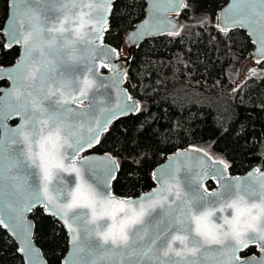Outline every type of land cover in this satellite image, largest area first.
<instances>
[{"label":"snow or ice","instance_id":"snow-or-ice-1","mask_svg":"<svg viewBox=\"0 0 264 264\" xmlns=\"http://www.w3.org/2000/svg\"><path fill=\"white\" fill-rule=\"evenodd\" d=\"M76 2L79 0H11V23L4 30L6 47L20 45L21 55L7 70L12 89L6 95L17 92L10 115L20 116L21 123L14 129L6 128L0 108V188L5 187L7 174L9 218L14 221L19 212L23 222L26 211L43 204L49 214L67 225L73 251L71 264H202L208 245L221 246L219 251L228 254L226 264H264V174H258V170L250 172L241 183L239 179L224 178L223 170L228 165L220 161V190L209 192L202 180L216 171L191 172L183 165L188 157V150H184L153 173L158 188L132 200L111 194L110 182L119 169L111 155L98 158L104 164L100 173L103 180L91 174L90 158L77 159L80 152L100 143V133L107 131V125L118 114L133 109L119 103L101 108L94 96L90 97L95 87V79L90 77H97L99 68L110 67L109 61L97 64V59L104 54L117 56L115 49L103 45L113 0H96V26L88 33L82 31L83 17L79 18V27L72 28L77 21L65 15L69 5L75 10ZM167 3L179 10L184 0ZM234 4L231 24L247 27L251 33L258 31L264 37V0H234ZM32 5L45 7H33L30 12L20 10ZM260 44L264 50V39ZM85 50L91 53L90 58L84 55ZM4 71L0 68V73ZM116 71L123 78L122 70ZM84 100L89 101L88 107H72ZM133 107L139 110L138 105ZM203 157L211 163L206 153ZM63 172L75 173L79 178L67 193L59 180ZM37 177L43 181L42 192L39 180L34 179ZM221 203L235 208L236 215L224 217L222 225H213L210 230L205 225L214 211L208 209L223 211L216 209ZM131 205L137 207L128 214L125 206ZM117 211L124 212L118 223ZM106 216L112 218L111 226L102 223ZM0 223H4L3 219ZM254 243L259 244L261 255L241 260L237 253ZM20 251L31 252L30 242ZM65 264H69L67 258Z\"/></svg>","mask_w":264,"mask_h":264},{"label":"trees","instance_id":"trees-1","mask_svg":"<svg viewBox=\"0 0 264 264\" xmlns=\"http://www.w3.org/2000/svg\"><path fill=\"white\" fill-rule=\"evenodd\" d=\"M226 3L187 0L180 34L149 39L132 51L126 86L140 99V112L114 122L95 149L112 153L120 164L115 193L137 196L152 189L154 168L189 145L225 159L234 174L256 165L264 169V62L252 63L253 45L243 30L221 31L217 15ZM145 6L146 0H117L105 40L122 50ZM8 11L9 0H0V33ZM18 55L19 48H6L0 34V66ZM31 216L48 264H62L65 229L42 208ZM256 251L251 247L244 254ZM0 264H24L1 225Z\"/></svg>","mask_w":264,"mask_h":264},{"label":"water","instance_id":"water-1","mask_svg":"<svg viewBox=\"0 0 264 264\" xmlns=\"http://www.w3.org/2000/svg\"><path fill=\"white\" fill-rule=\"evenodd\" d=\"M117 0H113V3L111 4V12L107 15V24H106V31L103 33V45L105 47H110L112 49L116 50L117 56H109V54H104L102 57L98 58L96 63L99 64L101 60L109 61L110 67L109 68H99V75L97 77H90L95 79V87L90 92V97L95 98L97 104L103 108L105 105L115 106L117 103L119 104H127L130 109L123 115H117L116 118H114L108 125H107V131H102L100 133V142L102 139V136L107 133L110 130L111 125L116 122L117 120L130 116V115H137L140 112L141 109V101L138 97L133 96L132 93L129 91V89L126 86L127 79H128V68H127V62L132 57V51L135 48H139L144 42H146L149 39L158 38L164 35H171V34H180L183 30V23L181 18L179 17V14L184 9L187 0H184V3L179 5V10L175 6H170L167 3V0H146V6H145V14L144 17L135 23L134 27L131 28L127 35H126V44H127V54L121 55V51L116 46L110 44L105 40L106 34L110 30V21L111 16L113 13L114 5ZM11 0H9V11L8 16L5 21L4 27L1 31L3 33L4 38V46L8 44V37L7 33L4 32L5 29H8L10 23H11V17H10V8ZM33 7H45L44 5H32L29 8H21L20 10L22 12H30L31 8ZM47 7H57L59 8V5H48ZM98 7V4L96 3V0H79V2L75 3V10L72 11V5L68 6V11L65 12V15H67L70 19L76 20L77 23L71 25L72 28L79 27V18L83 17L84 19V27L82 31L84 33L90 32L95 26H96V17L95 12ZM236 5L234 4V0H227V3L219 10L217 15V22L220 28H223L226 31H232V30H243L248 37L251 40V43L253 45L251 55H252V63H262L264 62V50H261V44L260 41L264 39V37L261 36V34L257 31L255 33H251L249 28L247 27H239V26H233L231 24V18L233 16V12ZM257 9L259 8V5L256 6ZM254 16L255 13H252ZM63 16H60V19H63ZM147 21L145 24L144 22ZM65 35L70 36L72 39H76L74 35L71 33H65ZM17 46L19 48V55L18 58L21 55V46L20 45H13L11 47H6L8 49L13 48ZM79 47V46H78ZM85 56H91V53L87 50L84 51ZM118 57V58H117ZM17 58V59H18ZM37 59L39 57L37 56ZM17 61V60H16ZM15 61V62H16ZM15 62L9 66H0V68L4 69V73H0V75H4V79H0L1 82H5L2 86H0V108L3 109V115L5 117L4 124L6 128H16L21 123V118L18 115H10V106H13L15 103L16 91H12L11 94L6 95V92H8L10 89H12V80L7 76V70L15 64ZM117 69L122 70L121 71V78L117 75ZM77 78L79 79V75H77ZM34 95H37V93L34 92ZM131 97V99H128V97ZM44 104L46 105L47 102L45 101ZM89 105L88 100H84L82 103L77 102L76 104L72 105L74 108H86ZM138 105L139 110H135L133 106ZM3 134V130H0V135ZM100 144V143H99ZM99 144H96L92 148H87L85 151H82L77 156V159H83L85 157L90 158V162L88 167L91 170V174L94 176L95 179L103 180V176L100 175V173L104 170V164L98 160L99 157H103L106 154L111 155L116 162L119 164L117 158L110 152H98L95 149L99 146ZM200 150L199 152L193 151V150ZM184 150H188V157L183 160V165L187 166L188 170H190L193 173L199 174L201 171L205 173H212L214 170L217 174L215 175H208L202 180V186L204 188H207L209 192L213 191H219L220 190V176H219V170L222 168V165L219 164L220 161H224L228 167L227 169L223 170L224 178L225 179H239L241 183L247 178L248 174L250 172H254L255 170H258V174H264V169H261L259 166H253L251 169L246 171L245 173L241 174H234L230 171L229 163L223 159L218 158L214 155H212L210 152H208L206 149L197 146V145H189L184 148H180L175 152L170 153L164 161H162L160 164H158L154 170L153 173L158 171L162 167H166L171 161L170 157H175V155L179 152H183ZM207 154V157L211 159V163L208 162V160L204 159L203 154ZM67 163V161H66ZM177 167H181L180 164L177 165ZM120 170V164L119 169L115 172V179L111 180L110 182V191L111 194L119 199H132L137 200L141 196L150 193L153 189H156L159 187L157 181H155V186L146 191L143 192L140 195L137 196H122L114 192L113 184L116 180L118 173ZM183 171V168H182ZM86 173V178H87ZM39 180V178H34ZM59 180L61 183L64 184L65 193L69 190H73L76 186V183L79 182V178L76 176L75 173L71 172H63L59 175ZM56 182V179L54 178L53 183ZM91 183V180L89 181ZM212 182L214 186L210 187L208 184ZM9 181L7 180V174L5 179V187L0 188V193H3L2 196H0V212L3 214L0 215V219H3L4 223H0L1 227L8 232V234L13 238L15 243L18 247V252L22 256L24 264H48V260L45 257L42 249L38 246L35 240V234H36V224L34 219L32 218L31 214L34 210L42 208L45 212V214L54 217L58 220V222L63 226L67 233L68 237V249L66 251V254L64 255L62 259V264H65L66 258L69 261V264H71V260L73 259V251L72 246L69 243L70 241V233L68 231L67 225L64 224V222L57 216L49 214L46 207L43 204H38L35 207H33L30 211H26L23 216V222H21V218L19 216V212H17L16 219L13 221L9 218L7 212V205L9 203V196H8V185ZM39 184L41 186V192L43 191V181L39 180ZM49 191L51 193V185L49 186ZM249 204H251L252 200H248ZM256 202H259L258 198ZM230 203V201H229ZM136 205L131 206H125V212L128 214H131V209L136 208ZM243 210L244 205L240 206ZM223 208V211H216L215 209H212L211 207L208 210L214 211V215L209 217L208 221L206 222V227L208 229H212L213 225H222L223 224V218L227 217L228 219H231L233 216L236 215V209L226 207L225 204L221 203L216 205V209ZM255 211V210H253ZM124 212H116V222L118 223L120 219H123ZM28 222L31 223V228H28ZM102 223H105L106 226H111L113 224V220L111 217H105ZM5 225H8L7 227ZM15 229V232H14ZM26 233V234H25ZM31 245L32 251H20L21 248H27L28 245ZM179 245V242H177V246ZM251 247H256L257 251L252 252L249 254H244V252ZM208 251L204 253V256L202 257V264H226V261L228 260V254H222L219 249L221 246L219 245H208L207 246ZM248 248L241 249L237 256L241 260H247L249 257L256 256L259 257L261 255L259 244H250ZM252 264H257L256 261H253Z\"/></svg>","mask_w":264,"mask_h":264},{"label":"rangeland","instance_id":"rangeland-1","mask_svg":"<svg viewBox=\"0 0 264 264\" xmlns=\"http://www.w3.org/2000/svg\"><path fill=\"white\" fill-rule=\"evenodd\" d=\"M126 54H127V44L124 46V48L121 51V55H126ZM216 157H218V156H216ZM218 158H221V157H218Z\"/></svg>","mask_w":264,"mask_h":264}]
</instances>
